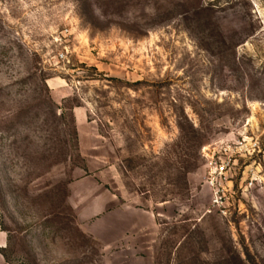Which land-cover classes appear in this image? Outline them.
<instances>
[{"label": "rangeland", "instance_id": "rangeland-1", "mask_svg": "<svg viewBox=\"0 0 264 264\" xmlns=\"http://www.w3.org/2000/svg\"><path fill=\"white\" fill-rule=\"evenodd\" d=\"M0 228L7 264H264V0H0Z\"/></svg>", "mask_w": 264, "mask_h": 264}, {"label": "crops", "instance_id": "crops-1", "mask_svg": "<svg viewBox=\"0 0 264 264\" xmlns=\"http://www.w3.org/2000/svg\"><path fill=\"white\" fill-rule=\"evenodd\" d=\"M7 246V235L6 233L0 228V250H4ZM0 264H7V261L0 253Z\"/></svg>", "mask_w": 264, "mask_h": 264}, {"label": "trees", "instance_id": "trees-1", "mask_svg": "<svg viewBox=\"0 0 264 264\" xmlns=\"http://www.w3.org/2000/svg\"><path fill=\"white\" fill-rule=\"evenodd\" d=\"M0 253L3 255V257L5 258V260H6V257H5V255H4V253H3V250H0ZM7 261V260H6Z\"/></svg>", "mask_w": 264, "mask_h": 264}, {"label": "built area", "instance_id": "built-area-1", "mask_svg": "<svg viewBox=\"0 0 264 264\" xmlns=\"http://www.w3.org/2000/svg\"><path fill=\"white\" fill-rule=\"evenodd\" d=\"M220 170H222V167L220 166Z\"/></svg>", "mask_w": 264, "mask_h": 264}]
</instances>
